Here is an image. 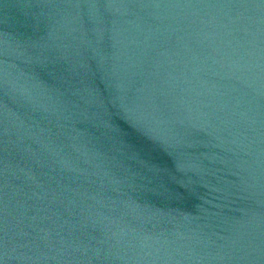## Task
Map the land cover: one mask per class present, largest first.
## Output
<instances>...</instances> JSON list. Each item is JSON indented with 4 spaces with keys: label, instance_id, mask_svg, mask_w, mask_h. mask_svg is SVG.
<instances>
[{
    "label": "water",
    "instance_id": "1",
    "mask_svg": "<svg viewBox=\"0 0 264 264\" xmlns=\"http://www.w3.org/2000/svg\"><path fill=\"white\" fill-rule=\"evenodd\" d=\"M0 264H264V0H0Z\"/></svg>",
    "mask_w": 264,
    "mask_h": 264
}]
</instances>
